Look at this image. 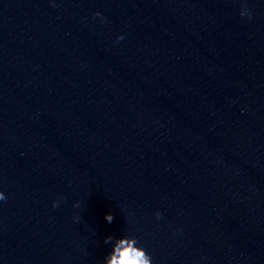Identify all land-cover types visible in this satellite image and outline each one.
<instances>
[{"label":"water","instance_id":"obj_1","mask_svg":"<svg viewBox=\"0 0 264 264\" xmlns=\"http://www.w3.org/2000/svg\"><path fill=\"white\" fill-rule=\"evenodd\" d=\"M0 190V264H264V0H0Z\"/></svg>","mask_w":264,"mask_h":264},{"label":"clouds","instance_id":"obj_2","mask_svg":"<svg viewBox=\"0 0 264 264\" xmlns=\"http://www.w3.org/2000/svg\"><path fill=\"white\" fill-rule=\"evenodd\" d=\"M93 16L104 19L103 14L97 10L93 13ZM243 19L249 21L252 19V13L250 9H245ZM124 38L123 33H118L116 36L117 40ZM6 200V195L3 190H0V201ZM59 199L52 201V206L55 208L59 206ZM74 207H79V202H75ZM157 219L161 217V212L157 210L155 212ZM78 220L79 217H74ZM105 219L109 222L113 220L111 213L105 214ZM104 244L109 245V250L104 255L100 264H152L150 254L145 248L138 242V238L134 234L128 232H121L119 235L108 234L104 237Z\"/></svg>","mask_w":264,"mask_h":264}]
</instances>
